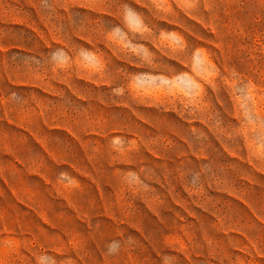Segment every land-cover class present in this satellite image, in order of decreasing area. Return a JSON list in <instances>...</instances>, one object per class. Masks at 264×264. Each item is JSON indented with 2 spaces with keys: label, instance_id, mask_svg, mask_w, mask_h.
<instances>
[{
  "label": "rangeland",
  "instance_id": "1",
  "mask_svg": "<svg viewBox=\"0 0 264 264\" xmlns=\"http://www.w3.org/2000/svg\"><path fill=\"white\" fill-rule=\"evenodd\" d=\"M96 54L160 130L94 177L0 179V264H264V0H0V112L80 106L35 85Z\"/></svg>",
  "mask_w": 264,
  "mask_h": 264
},
{
  "label": "crops",
  "instance_id": "2",
  "mask_svg": "<svg viewBox=\"0 0 264 264\" xmlns=\"http://www.w3.org/2000/svg\"><path fill=\"white\" fill-rule=\"evenodd\" d=\"M86 41L88 48L99 46ZM100 56L82 60L79 69L65 73L63 82H56L57 90L35 85L54 100L68 95L80 106L55 103L58 105L35 106L24 113L4 104L0 112V179H70L77 173L94 177L102 165L105 148L112 159L119 158L121 139L137 137L143 141L145 128L160 130V120H143L130 106L113 101L135 96L133 90L138 85L135 80L118 79L104 70L112 61ZM176 150L173 145L165 149V155L148 151L153 157L171 161Z\"/></svg>",
  "mask_w": 264,
  "mask_h": 264
}]
</instances>
